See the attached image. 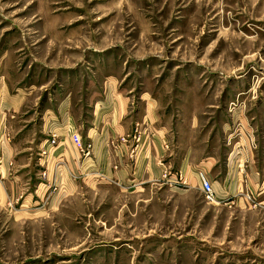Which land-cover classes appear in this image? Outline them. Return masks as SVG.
<instances>
[{
  "label": "rangeland",
  "instance_id": "obj_1",
  "mask_svg": "<svg viewBox=\"0 0 264 264\" xmlns=\"http://www.w3.org/2000/svg\"><path fill=\"white\" fill-rule=\"evenodd\" d=\"M0 81L26 96L19 128L36 141L47 111L67 104L87 124L116 87L156 102L164 123L252 145L264 139V0H0ZM87 168H64L67 188L36 169L21 196L0 197V264H264V211L227 244L196 180L128 189Z\"/></svg>",
  "mask_w": 264,
  "mask_h": 264
},
{
  "label": "crops",
  "instance_id": "obj_2",
  "mask_svg": "<svg viewBox=\"0 0 264 264\" xmlns=\"http://www.w3.org/2000/svg\"><path fill=\"white\" fill-rule=\"evenodd\" d=\"M25 101L24 94L15 91L11 84L0 81L2 198L21 196V191L31 185L30 178L37 174L36 169L39 172L41 168V171L48 173L50 180L54 170L55 181L62 182L67 188L73 181L64 168L79 174L83 171V166L92 165L109 182L128 189L157 185L184 191L194 187V180L200 186L198 173L203 172L222 200L212 206L215 208L214 212L224 215V219L220 221L224 225L220 226V230L224 231L227 244L234 239V224L239 223L241 230V224L251 222V216L264 211L262 138L263 142L257 140L251 145L249 140L231 132L225 138L221 134L220 142L212 138L208 141L194 120L187 123L176 119L174 122L164 123L161 112L156 109V102L146 101L144 108L142 105L135 106L116 87H110L97 102L93 117L87 124H80L69 113L67 104L59 105L54 111H47L43 116L42 128L38 129L41 132L39 141H36V138L28 137L31 134L28 130L19 128L20 113L24 110ZM25 126L27 127L24 125L23 128ZM136 128L142 135L134 150L132 140L123 144L121 138H128ZM224 131L223 128V133ZM53 133L57 134L56 145L42 154L40 149L46 146ZM72 133L79 134L86 142H92L90 158L83 160L80 156ZM135 144L137 145L136 142ZM165 144L169 146L166 147ZM225 150L227 154L224 155ZM243 150L246 152L243 159L238 155L232 157ZM60 161L64 165L55 170L54 164ZM180 174L187 178L188 185H179L177 178ZM39 184L46 186V183ZM212 206L208 208L211 209ZM211 212L207 209L202 217ZM229 249L228 253H236L235 246Z\"/></svg>",
  "mask_w": 264,
  "mask_h": 264
},
{
  "label": "built area",
  "instance_id": "obj_3",
  "mask_svg": "<svg viewBox=\"0 0 264 264\" xmlns=\"http://www.w3.org/2000/svg\"><path fill=\"white\" fill-rule=\"evenodd\" d=\"M137 133H138V131H136L135 134L130 135L128 138L127 137L121 138V142L124 144V143H127L128 140H134L137 143L136 147H134V150H135L138 147L139 141H140V135ZM72 138H73L74 144H75L79 154L82 156L83 160L90 158L92 155V150H93L92 142L84 141L83 138L77 133H74L72 135ZM56 143H57L56 134H53V137L50 139L49 144L54 146ZM166 147H168V146L166 145ZM87 167H86L87 169H90V173L92 175L98 176V177L102 176V174L98 170L96 171L93 169L94 166L89 165ZM198 177L200 180V188H201L204 199L207 202L212 203V204L220 203L222 200L219 198V196H218V194L214 188V185L208 179V177L203 172H199ZM179 178L181 181V182H179V185H188L187 178H185V177L183 178L182 174L179 175Z\"/></svg>",
  "mask_w": 264,
  "mask_h": 264
}]
</instances>
